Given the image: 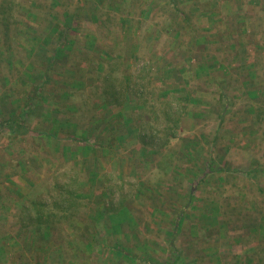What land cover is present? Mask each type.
<instances>
[{
	"label": "rangeland",
	"instance_id": "obj_1",
	"mask_svg": "<svg viewBox=\"0 0 264 264\" xmlns=\"http://www.w3.org/2000/svg\"><path fill=\"white\" fill-rule=\"evenodd\" d=\"M42 1L59 13L33 17L15 0L23 35L11 25V56L0 53V123L27 109L0 125L4 264H243L254 250L264 260V0ZM70 16L73 39L44 76L52 23ZM109 68L143 94L102 105ZM54 182L79 192L71 214V198L51 206ZM16 189L23 203L46 197L48 229L15 231Z\"/></svg>",
	"mask_w": 264,
	"mask_h": 264
},
{
	"label": "trees",
	"instance_id": "obj_2",
	"mask_svg": "<svg viewBox=\"0 0 264 264\" xmlns=\"http://www.w3.org/2000/svg\"><path fill=\"white\" fill-rule=\"evenodd\" d=\"M30 1V5H28L25 9V12L27 15H31L33 17H37L38 15H41L42 17L48 18L49 14H57L59 13L58 9H54V6L48 5L47 3L43 2L42 0H28ZM59 0H55L54 4H56ZM44 4H46V6L44 7ZM20 9H23V4L21 2H15V0H0V19H1V24H0V36L3 38H0V41L2 42V44L0 45V53L2 55H6V56H11V43L9 42V39H7V35L10 34V30H11V25H15V33L19 34V35H23V27L21 28L20 26L23 24V11L21 12ZM45 9V10H43ZM25 14V15H26ZM24 15V16H25ZM54 26V29L56 30L57 28H60L59 32H58V36L56 38V42L54 43V51L51 52L50 56L47 59V64H45L43 66L42 70V75L44 73V76L47 75L48 72H50L51 70V66H52V62L54 60H56V58H58V56L62 55V53L60 51H57V49H60L61 47H63L66 44V41L70 40L72 41V36L70 35V32L73 31L74 27L77 26V23L74 22V20H72V16H70V18H64V24H63V28L59 26L58 23H56V25L54 23H52ZM35 26V25H34ZM33 28V26H27L24 30L25 32L30 31ZM62 28V29H61ZM45 29L42 27V30ZM76 29V28H75ZM74 29V30H75ZM57 31V30H56ZM39 32H42L40 30H38L36 33V35H38ZM49 32V31H47ZM9 36V35H8ZM56 50V51H55ZM111 60V57H109ZM59 59V58H58ZM115 63L113 62V65ZM98 67L103 68V65L98 64L96 65ZM113 68V67H112ZM202 68V67H201ZM104 69V68H103ZM129 76L133 77L130 73ZM125 77V81L123 80L122 84L123 86V90H120V87H122V84H120L119 86L115 85V78L112 76V70L111 68H109L108 70H106L105 72L103 71V77H102V83H101V91H102V105L105 104V106H108V104L110 105H120L123 104L124 102H127L131 97L130 96H134V97H139L141 94H143L144 92V88L139 85L136 82H132L129 83L130 81H134L133 78L131 77ZM29 78V77H28ZM127 79V80H126ZM126 82V83H125ZM41 87H43L42 85L37 86V84L33 87L34 90L38 89V91L41 89ZM66 95H68V93H66ZM29 97V102L30 100L33 99V96H28ZM128 99V100H127ZM14 103V102H13ZM137 105H142V104H138ZM167 105V104H164ZM263 105V104H262ZM19 112H15V110L13 109L10 117L7 120L2 121V123H0V125H4V126H9L10 124H14V122L16 124H19L21 118L23 117L24 114H26L27 109L24 108V106L21 104H19ZM140 107V106H139ZM262 110L261 104L257 107V112L258 114L260 113V111ZM15 112V113H14ZM257 116V120L259 119ZM11 115L13 118H11ZM15 116V117H14ZM177 123V121H176ZM177 128V126H172L169 128V131L171 132V136L175 137V129ZM83 134H86L85 132H82ZM88 135H85L83 137L86 138ZM55 136L54 135H49V141L53 140ZM85 142H87V139L84 140ZM94 145V147L97 146V144H92ZM56 148V147H55ZM83 147H80V149H82ZM257 168V165L255 164L252 168H251V173H253ZM249 173V171H247ZM55 184V189H54V194L49 193V195H47L48 197L50 196L53 200V205L56 207L57 203L61 202H67L68 199H72L69 200L70 202H68V206L62 208L61 212L64 214H71L70 212V206L71 204H74L75 200H76V196H79V192L77 191V189H73L71 186V183H64V184H60L58 182H54ZM110 189V187H109ZM191 189V187L189 188ZM16 194L19 195V201H20V206H19V216L16 221L18 223V225L20 226V231H23V224H32V226L35 227H43L44 230L48 229V227L51 226L50 221H52V217L55 216L57 214V211L52 208L51 206H49V204H47L45 199L46 197L42 194V195H38V191H33L34 196L31 197L27 203V200H25V203H23V194H21V191L16 189L15 190ZM190 193V192H189ZM22 195V197H21ZM111 204L108 203L107 204H103V207H105V211H112V207H110ZM102 207V208H103ZM57 208V207H56ZM26 210V211H25ZM25 211V212H23ZM124 211V210H122ZM23 214H24V218H23ZM179 219V217L177 218ZM121 217L120 220L118 222H116L115 224L119 225L121 223ZM179 220L175 221V226H177L179 224ZM173 264H176V261L173 262Z\"/></svg>",
	"mask_w": 264,
	"mask_h": 264
},
{
	"label": "crops",
	"instance_id": "obj_3",
	"mask_svg": "<svg viewBox=\"0 0 264 264\" xmlns=\"http://www.w3.org/2000/svg\"><path fill=\"white\" fill-rule=\"evenodd\" d=\"M22 4H23V2H21ZM1 30V29H0ZM9 35V36H8ZM7 35V39H9V41L10 40H13V41H15V39H16V37H15V35H11V34H8ZM0 38H3V37H1L0 36ZM2 44V42L0 41V45ZM9 99V104L10 103H12L11 101H10V97L8 98ZM13 110V109H12ZM12 110H11V112H12ZM254 116H255V118L254 119H256L257 118V116L254 114ZM9 117H10V115H9ZM8 116L7 117H5L6 119L5 120H7L8 118H9ZM252 119H253V117H252ZM239 166V165H238ZM254 166V164H252V161H251V163H250V168H249V173L250 174H252L251 173V168ZM237 166H235L234 168H236ZM253 177H250V178H248L247 180H252L253 181V179H252ZM246 183V182H245ZM260 185H261V183H260ZM11 217H12V214H11ZM12 218H10V220H11ZM14 225V224H13ZM15 226V231L16 232H18L19 230H20V226H17V225H14ZM247 227L250 229V231L251 232H258V231H260L261 230V228L263 227L262 226V224L261 223H259V224H257V223H255V222H253V223H251V224H249V225H246L245 226V228L247 229ZM220 231V230H219ZM15 235H13V237H14ZM19 236L20 237H22L23 238V233H20L19 234ZM11 237H12V235H11ZM15 239H16V237H14ZM251 241H253V240H251ZM20 244H22V246H23V242H19ZM250 246H251V248H253V249H255V248H257L256 246L257 245H255V242H252V243H250L249 244ZM255 251L256 250H254V255L253 254H249V255H244L243 257H241L242 258V262H243V264H256V262L257 261H259L261 264H264V260H262V261H260L261 259L257 256V255H255ZM19 258L21 259V261L23 262V255H22V257H16V258H12L13 259V261H17L16 263L17 264H21L20 263V261H19ZM0 264H4V261L0 258ZM12 264H15V262H13Z\"/></svg>",
	"mask_w": 264,
	"mask_h": 264
}]
</instances>
